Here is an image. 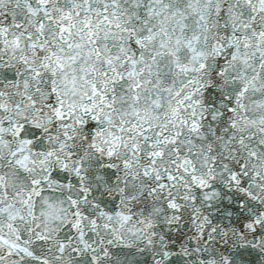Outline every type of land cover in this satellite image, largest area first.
<instances>
[{
    "label": "snow or ice",
    "instance_id": "snow-or-ice-1",
    "mask_svg": "<svg viewBox=\"0 0 264 264\" xmlns=\"http://www.w3.org/2000/svg\"><path fill=\"white\" fill-rule=\"evenodd\" d=\"M0 264H264V0H0Z\"/></svg>",
    "mask_w": 264,
    "mask_h": 264
}]
</instances>
